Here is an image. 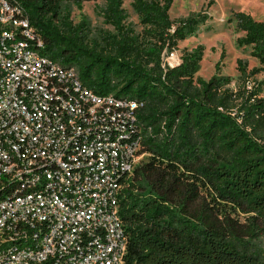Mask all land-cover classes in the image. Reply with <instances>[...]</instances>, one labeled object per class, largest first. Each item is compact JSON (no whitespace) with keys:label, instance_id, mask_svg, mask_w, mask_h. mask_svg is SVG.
I'll return each mask as SVG.
<instances>
[{"label":"trees","instance_id":"trees-1","mask_svg":"<svg viewBox=\"0 0 264 264\" xmlns=\"http://www.w3.org/2000/svg\"><path fill=\"white\" fill-rule=\"evenodd\" d=\"M17 1L43 39L44 56L75 69L95 94L139 105V152L147 160L120 196L125 264H264L257 246L264 233V97L262 84L250 86L264 67V21L234 15L244 34L238 46L249 47L262 68L247 72L238 61L240 84L232 90L230 77L197 76L202 46L180 53L179 43L211 17L172 20L173 0H133L141 34L127 25L123 0H104L102 16L113 31L96 35L85 22L73 23L70 6L97 0ZM172 52L181 60L174 68L164 62Z\"/></svg>","mask_w":264,"mask_h":264},{"label":"built area","instance_id":"built-area-1","mask_svg":"<svg viewBox=\"0 0 264 264\" xmlns=\"http://www.w3.org/2000/svg\"><path fill=\"white\" fill-rule=\"evenodd\" d=\"M43 47L19 2L0 0V264H125L139 105L88 90Z\"/></svg>","mask_w":264,"mask_h":264},{"label":"rangeland","instance_id":"rangeland-1","mask_svg":"<svg viewBox=\"0 0 264 264\" xmlns=\"http://www.w3.org/2000/svg\"><path fill=\"white\" fill-rule=\"evenodd\" d=\"M133 0H123V8L128 16L127 25H130L137 33L141 34L144 27L132 8ZM71 20L75 25L85 22L89 25L92 35L100 31H113V28L104 22L102 10L105 8L104 0L87 2L80 7L71 5ZM236 13H245L256 21H264V0H173L170 11L172 20L185 19L192 14H206L211 19L199 28L194 36L180 42L178 49L181 52L191 51L199 46L204 48V58L198 77L209 80L213 76L220 75L230 77V88L236 90L240 84L241 74L238 71V61L247 65V72L255 68H262L257 60L250 56L249 47H239L237 41L244 34L239 32L234 19ZM177 55V54H176ZM179 61V56H176ZM217 66L219 69H217ZM262 84L261 96L264 97V67L260 73L251 78V85ZM144 156L140 163L146 161ZM241 221H245L247 215L240 214ZM258 248L264 250V233L257 242Z\"/></svg>","mask_w":264,"mask_h":264}]
</instances>
